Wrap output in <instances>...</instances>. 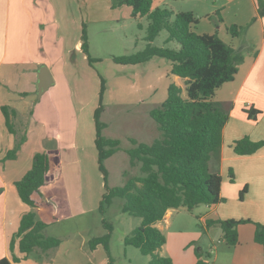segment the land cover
I'll return each mask as SVG.
<instances>
[{
	"label": "crops",
	"instance_id": "1",
	"mask_svg": "<svg viewBox=\"0 0 264 264\" xmlns=\"http://www.w3.org/2000/svg\"><path fill=\"white\" fill-rule=\"evenodd\" d=\"M192 1L201 3L203 7L201 11L189 10L199 18L195 31L218 33L226 43L244 54V61L234 80L224 83L214 96L216 101L232 104L223 130L220 155L213 157L210 163L212 170L222 176L221 196L224 200L215 205L202 204L198 207L203 213L199 219L205 224L204 234L185 232L182 222H179V231L166 232V229L173 227L174 218L177 220L179 213L186 208L169 209L165 218L156 223L167 239L161 254L170 256L174 264H196L199 258L193 244L199 242L198 251L205 254L202 260L207 264H264V243L255 240V222L264 224V146L250 155L238 154L234 150L235 142L245 136L253 141L264 140V15L260 12L259 0H211L209 5L203 0ZM156 4L155 0L153 8L158 7ZM199 14H202L201 17ZM86 16L87 12L81 4L71 6L68 0H0V126H6L2 106L8 105L14 112L12 124L17 132H0V242L3 244V257L10 260L13 255L11 239L25 213L34 211L37 219L49 226L43 210L48 199L52 203L53 198L54 208L60 207L57 200L66 201L73 214L87 210L91 183L81 157L89 152L99 167V153L96 129L86 130L81 113L89 106L95 110L97 100L99 102L101 79H93L92 72L79 65V61L84 62V57H87L82 49ZM233 24L244 27L237 37L228 31V26ZM89 50L91 53L90 38ZM157 57L133 65L151 61L165 63L161 58L155 60ZM169 62L167 66L171 82L184 87V80L171 74L172 64ZM43 65L49 69L54 83L39 97L37 82ZM131 87L137 91L140 88L135 83ZM109 94L110 88L107 87L104 100ZM9 99L12 102L23 101V105H12ZM140 99L135 102L138 103ZM249 109L259 112L250 117ZM22 115H27V118L20 122ZM23 134L27 139L16 157L4 159L14 147L17 137ZM43 151L50 154L54 165L62 167L64 177L58 186L44 196L43 204L34 208L21 200L15 181L31 168L35 153ZM69 168H73L69 170L70 174L73 172L72 180L66 175ZM244 188L247 191L241 198ZM92 203L91 209L95 204ZM99 204L100 201L96 208ZM231 218L251 219L252 222L238 225L239 240L236 245L230 246L223 239L224 244L216 246V242L222 239L215 240L212 229L220 227L223 237L222 227L220 224L208 226L206 221ZM47 228L46 232H49ZM206 235L211 243L204 249ZM18 242L19 239L14 254L20 260L13 264H48L37 258L43 253L36 252L32 256L21 252ZM100 246L91 249L92 253ZM101 264H108L107 260L103 259Z\"/></svg>",
	"mask_w": 264,
	"mask_h": 264
},
{
	"label": "trees",
	"instance_id": "2",
	"mask_svg": "<svg viewBox=\"0 0 264 264\" xmlns=\"http://www.w3.org/2000/svg\"><path fill=\"white\" fill-rule=\"evenodd\" d=\"M155 0H115L114 6L129 5L132 16L147 17V45L144 50L130 55L114 56L118 64H138L149 61L155 56L171 61V74L184 80V87L171 82L167 98L150 111L158 124L161 136L152 142H140L131 138L134 147L127 150L132 166H139L140 174L128 176L122 186L109 187L106 160L120 148L119 139L107 138L104 135L106 124L101 120L103 100L106 91V80L101 77L99 104L94 113L96 124V145L98 148L99 169L103 173L106 192L99 204L103 213L105 207L114 198L125 200L123 211L141 218V223L125 238L126 245L137 247L144 255H149L148 264H174L170 256L162 255L166 235L156 226L162 221L169 209L186 208L194 211L202 204L215 205L224 200L221 196L222 176L211 168L213 157L220 155L223 143V130L229 119L231 103L214 100L218 88L234 80L244 54L226 43L218 33H198L195 27L199 19L192 11L174 12L167 7L153 8ZM260 12L264 15V0H259ZM141 26V25H140ZM243 26L230 25L228 31L233 37L241 34ZM162 30H167L166 42L176 41L177 48L154 45L155 39ZM82 49L92 65L96 62L89 50L87 25L83 24ZM185 91V94H184ZM5 123L10 132L17 134L12 124V110L8 105L2 106ZM250 117L259 111L247 110ZM27 137L18 136L16 143L4 159L16 157ZM264 140L253 141L248 136L235 142L234 150L238 154L256 153ZM63 170L52 163L48 152H37L33 156L31 168L15 181L21 200L31 207H40L44 196L63 180ZM247 188L241 192L244 197ZM105 221V219H104ZM252 222L251 219H210L208 226L220 224L223 239L233 246L238 243V225ZM109 232L94 237L90 247L94 250L103 245L109 255V263L115 264L110 256L109 241L112 226L104 222ZM255 240L264 243V224L255 222ZM201 225L205 224L201 222ZM48 223L39 220L34 211L22 216L18 231L11 239L12 260L0 258V264L19 262L14 254V247L19 239L21 252H47L60 245L61 240L46 236L44 232ZM37 254V253H36ZM39 254V255H40ZM38 255V256H39ZM199 260L196 264H207L202 260L203 254L197 251Z\"/></svg>",
	"mask_w": 264,
	"mask_h": 264
},
{
	"label": "rangeland",
	"instance_id": "3",
	"mask_svg": "<svg viewBox=\"0 0 264 264\" xmlns=\"http://www.w3.org/2000/svg\"><path fill=\"white\" fill-rule=\"evenodd\" d=\"M68 2L71 6L81 4L85 13L87 12L86 23L91 41V54L99 59L92 64V68L87 57H84V62L79 61V65L81 67L85 66L88 72H92L93 79L99 80L103 77L106 80V89L107 87L110 88V94L103 100L104 107L101 120L106 124L105 137L119 139L120 148L106 160L105 164L108 170L109 187L122 186L127 181V176L124 174L126 171L128 176L140 174L139 166L131 165L130 156L127 153V150L134 147L131 138L150 143L161 136L158 124L149 111L159 106L167 98L168 86L172 81L168 76L169 68L167 65L170 62L163 57L155 59H163L165 62L163 64L151 61L143 65H124L113 60L114 56L130 55L146 48L149 21L147 17H133L131 6H114L115 0H68ZM203 2L208 5L211 4V0H203ZM156 3L157 6L167 7L174 12L189 11L190 9L201 11L203 9L201 3L192 0H156ZM193 13L197 15L195 12ZM201 15L199 14L200 17ZM167 37V30H162L155 39L154 45L170 48L179 47L176 41L166 42ZM132 82L140 87L138 91L131 87ZM180 82L183 83V80L180 79ZM8 96L12 97L11 95ZM138 99L140 101L135 102ZM22 102L20 100L12 102L9 99L10 104L18 107L23 105ZM98 104L97 100L96 108ZM95 110L90 109L89 106L81 113L86 130L90 128L95 131L96 129ZM20 111H23V109L20 108ZM27 115L20 116V122L27 118ZM17 126L18 124L15 127L17 128ZM2 131L9 134V128L4 124L0 126V132ZM93 148L96 151L95 145H93ZM81 159L88 175V181L91 183L88 202L86 203L87 210L73 214L70 212L66 201L57 200L60 207L54 208L53 198L52 203L48 199L43 210L49 221V232H46L47 228L44 234L59 238L61 243L59 246L43 252V256L37 258L40 261L48 262V264H101L103 259H106L109 263V255L103 245L95 253H92L90 247L91 239L109 232V228L104 224L106 221L112 226L109 247L110 256L114 263L148 264L151 260L149 255H144L133 245L125 244V238L140 225L141 218L124 212L125 200L120 197L114 198L105 207L103 213L99 210V207L96 208L107 190L103 173L98 165L94 163V158L91 157L89 152ZM69 170H73V168H69L68 174H66L68 179L72 180L74 179L73 172L70 174ZM89 200L91 203L92 201L95 203L93 209H91ZM198 207L192 212L182 209L183 211L179 213L177 220L176 217L174 218L175 221L171 230L166 229V232L179 231L178 225H180L179 222H182L185 232H201L204 234L205 228L201 225L199 219L203 213L198 210ZM48 210H51V212ZM41 215L44 214L41 213ZM212 230L215 240L222 239L217 241L215 245L224 244L222 243L221 228L214 227ZM198 243L193 244L196 251H198ZM208 243L211 242L206 235L204 249H207ZM3 255V244L0 242V258ZM31 255L35 256L36 253ZM203 255L205 256V254Z\"/></svg>",
	"mask_w": 264,
	"mask_h": 264
},
{
	"label": "water",
	"instance_id": "4",
	"mask_svg": "<svg viewBox=\"0 0 264 264\" xmlns=\"http://www.w3.org/2000/svg\"><path fill=\"white\" fill-rule=\"evenodd\" d=\"M54 83V79L49 71V69L43 65L40 68L38 74V82H37V94L39 97L43 95V93L48 90Z\"/></svg>",
	"mask_w": 264,
	"mask_h": 264
}]
</instances>
